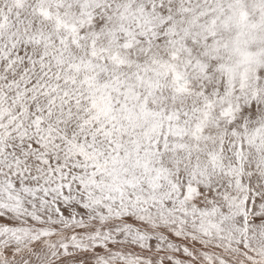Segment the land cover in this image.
I'll return each mask as SVG.
<instances>
[{
    "label": "snow or ice",
    "instance_id": "6c2138e0",
    "mask_svg": "<svg viewBox=\"0 0 264 264\" xmlns=\"http://www.w3.org/2000/svg\"><path fill=\"white\" fill-rule=\"evenodd\" d=\"M0 264H264V0H0Z\"/></svg>",
    "mask_w": 264,
    "mask_h": 264
}]
</instances>
